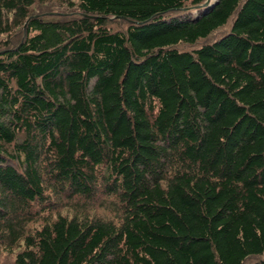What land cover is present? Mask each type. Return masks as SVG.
<instances>
[{"label":"trees","instance_id":"trees-1","mask_svg":"<svg viewBox=\"0 0 264 264\" xmlns=\"http://www.w3.org/2000/svg\"><path fill=\"white\" fill-rule=\"evenodd\" d=\"M205 2L0 0V254L264 264V0Z\"/></svg>","mask_w":264,"mask_h":264},{"label":"rangeland","instance_id":"rangeland-1","mask_svg":"<svg viewBox=\"0 0 264 264\" xmlns=\"http://www.w3.org/2000/svg\"><path fill=\"white\" fill-rule=\"evenodd\" d=\"M68 1H73L74 0H49V2L51 3L52 7L56 10H60L58 9V7L63 3L65 4V2H68ZM53 9V10H54ZM97 202L94 203V206L96 208L97 207ZM62 207V205H59V208ZM96 211L98 212H102L101 210L103 209H95ZM0 264H16L15 262V252H5V251H2L1 254H0Z\"/></svg>","mask_w":264,"mask_h":264},{"label":"water","instance_id":"water-1","mask_svg":"<svg viewBox=\"0 0 264 264\" xmlns=\"http://www.w3.org/2000/svg\"><path fill=\"white\" fill-rule=\"evenodd\" d=\"M208 1H209V0H206L205 4H207V3H208Z\"/></svg>","mask_w":264,"mask_h":264}]
</instances>
